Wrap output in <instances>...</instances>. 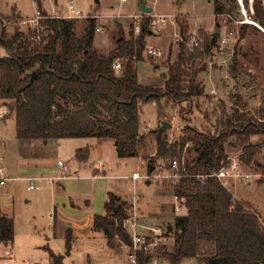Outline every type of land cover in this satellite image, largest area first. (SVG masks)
<instances>
[{
	"label": "trees",
	"instance_id": "obj_1",
	"mask_svg": "<svg viewBox=\"0 0 264 264\" xmlns=\"http://www.w3.org/2000/svg\"><path fill=\"white\" fill-rule=\"evenodd\" d=\"M41 1L33 0L43 16L39 26L16 28L11 33L0 31V46L5 50V55L0 56V99L13 105L15 137L19 141L108 137L114 141L118 156H137L143 103L155 102L160 111L161 100L174 107L202 94L197 74L204 67L194 68V64L218 46V33L209 37L204 34L203 42L193 50H181L177 59L167 65L163 84L148 85L137 80L135 69L150 32L147 14L142 13L138 34H134L132 24L127 36L120 28L115 47L101 53L94 48L95 17H86L82 32L76 34L71 20L49 17ZM213 5L216 19L227 12L219 0H213ZM252 8L253 20L264 28V0H253ZM183 20L179 21V34L186 39L188 24ZM248 26L241 24L239 39ZM117 59L121 66L115 70L112 65ZM232 71L236 73L234 66ZM32 73L35 76L30 81ZM233 99L229 114L219 119L213 132L185 125L179 139L170 142L166 133L157 135L156 129L151 131L155 137L151 163L160 158H180L184 146H192L195 152L191 162L183 158L187 176L177 185L167 184L171 193L179 197L180 209L169 226L174 232L173 248L157 254L163 264H180L185 258H196L198 264H264V226L258 215L247 202L235 199L215 177H196L229 164L226 145L230 136L243 145L239 154L242 162L250 163L258 147L250 136L264 134V116L255 120L238 110L243 104L235 94ZM257 164L264 174V161ZM127 208L126 202L108 191L104 212L93 216V228L103 232L112 249L130 241L123 227ZM13 239L14 220L0 211V243L10 245ZM65 240L69 248V230ZM45 249L49 264H65L62 254L47 246ZM136 257L137 264L150 262V256L142 252Z\"/></svg>",
	"mask_w": 264,
	"mask_h": 264
},
{
	"label": "rangeland",
	"instance_id": "obj_2",
	"mask_svg": "<svg viewBox=\"0 0 264 264\" xmlns=\"http://www.w3.org/2000/svg\"><path fill=\"white\" fill-rule=\"evenodd\" d=\"M227 12L219 14L214 21L213 0H42V8L47 15L62 16L67 14V5H72L88 17H95L96 28L94 45L96 50L101 53L109 51L115 46V38L121 28L127 35L133 16L141 14L139 7L143 2L146 6L152 7L149 14L169 15L167 24L161 31L147 33L145 36V48L142 52V58L136 63V77L140 83L160 84L165 80L163 74L167 72V65L175 61L181 50H193L187 39L186 42L177 39L179 35V21L183 20L188 24V30L185 34L197 35L203 38L207 37L217 28L220 33L217 41L225 33L231 32L229 41L222 47H215L203 59L195 61L194 68L204 67V70L197 74L199 84L203 85V92L200 96H195L187 103L183 102L174 107L166 105L164 100L160 101L162 110H158L155 102L143 103L140 107V124L139 135L141 139L138 144V153L141 156H129L128 158L118 159L115 155L113 146L108 140L102 141V150H100V159L113 163V166L107 169L110 185H120L122 195L125 199L131 201L133 196L142 195V197L154 198L157 194L171 195L168 182L165 180L150 179L151 185L144 189L145 179H138L136 186L128 179L132 171L145 172L155 152V137L151 131L158 128L162 121L172 124L164 133L168 141H177L182 134L185 125L195 128L196 130L214 131V127L219 125V119L223 118L230 112L231 96L235 94L243 106H238V110L245 111L248 116L255 120H260L264 116V28H261L253 20V8L251 11L252 1L242 0L245 10L243 14L241 5L238 0H219ZM247 2V3H246ZM36 7L33 0H0V31L6 33L13 32L18 28L26 30L27 25L21 24L24 20L34 19ZM19 17L16 18V15ZM229 14L230 17L227 16ZM65 18L74 23L76 34H80L85 25V18ZM150 17V15H149ZM29 18V19H28ZM151 18V17H150ZM251 21V22H250ZM201 22V23H198ZM250 24L244 30V37L239 39V28L241 23ZM210 23V24H209ZM255 23V24H252ZM256 26V27H253ZM203 42V41H202ZM201 42V43H202ZM149 47L160 50L159 56H151L146 52ZM5 55V50L0 46V56ZM235 67L236 73L232 71ZM154 85V84H152ZM160 86V85H155ZM212 87V88H211ZM214 90L213 92H210ZM231 91V96L229 94ZM11 101L0 99V107ZM15 137V119L13 111H7L5 117L0 119V155L6 161L7 153L11 152L12 142ZM250 141L257 144V149L249 158L250 163L244 168L253 176L248 178L230 177V182L225 187L232 193L233 197L238 200L247 202L253 212L264 226V185L257 189L256 180L262 178L264 174L257 163L264 161V134H255L250 136ZM229 144L226 145L228 156H240L242 152V143L235 137H229ZM55 144L52 141L51 145ZM55 151V149H54ZM2 153V154H1ZM57 155L63 160L72 163L68 157V150L65 146L58 150ZM195 156L192 146H184L181 156L191 162ZM99 158L97 150L91 151L90 161L77 174L79 177L69 181L77 192L87 191L92 188L96 179L86 177L89 174L91 162L96 163ZM166 159V158H164ZM244 160L248 159L244 155ZM160 160V159H158ZM5 161L0 158V166H4ZM242 161H240L241 163ZM90 163V165H89ZM243 163H246L245 161ZM243 163L240 164L243 169ZM73 164V163H72ZM156 164L151 163L150 165ZM240 168V169H241ZM117 175V176H115ZM123 175V176H122ZM126 175V176H124ZM0 176L6 178L4 184L0 185V206L5 212L13 215L14 219V239L10 245L0 243V264H7L8 254L15 257L19 263L26 264H49L48 251L46 245L55 253L58 251L66 254L64 248V239L58 235L54 223L50 220V213L53 216L54 209L57 211V222L60 214H67L69 209L63 207L62 200H54L53 193L43 186L37 190H26L27 181L25 179L11 178L9 172L0 173ZM260 183V182H259ZM146 191V192H145ZM74 199V198H73ZM256 200L257 202L253 201ZM128 207V206H127ZM128 212V211H127ZM132 211L127 214L131 216ZM175 210L168 207L162 218H157L148 226H164L169 230L173 225ZM57 226V225H56ZM143 232V228H139ZM171 242V241H170ZM126 244L121 243L120 246ZM100 249V243L97 244ZM173 248V245H172ZM81 250V249H80ZM128 248V252H129ZM128 253L125 248L113 250L110 255H104L101 252L90 256L91 264H129ZM65 264H86L87 259L81 252L73 253L72 256H64ZM196 258H185L181 264H198ZM159 263L163 264L162 259Z\"/></svg>",
	"mask_w": 264,
	"mask_h": 264
},
{
	"label": "crops",
	"instance_id": "obj_3",
	"mask_svg": "<svg viewBox=\"0 0 264 264\" xmlns=\"http://www.w3.org/2000/svg\"><path fill=\"white\" fill-rule=\"evenodd\" d=\"M18 17L19 14L16 15V18ZM213 18L214 21H216V18ZM244 23L245 22L241 24ZM216 32L218 34L220 33L219 28H217L214 33ZM149 33L151 34V32ZM114 47L115 46H112L110 48L112 49ZM107 52L108 51H106L105 53ZM163 82L160 84L150 83L148 85H162ZM211 88L210 92H213L214 90H211ZM230 100L231 102H233V97ZM103 140H108L109 144L113 146L115 155L118 159L129 157L117 155L115 150V143L111 138L96 136L61 138L58 140L34 139L28 141H19L18 139H16V137H14L11 152L6 154V161L2 156L3 154L1 153L2 155H0V158L6 163L4 164V166H2L3 172L4 170L5 172H9L12 175L11 178H18L21 180L25 179L27 181L26 190L28 191L40 189L41 186L49 189L51 193H53L52 198H54V200H62L63 207L67 206V208L69 209L66 215L60 214L61 216L59 222H57L58 215L56 208L54 209L53 216L51 213L49 215L50 220L53 221L56 230H58V235L64 239V248L66 249V254L64 255L59 251L57 252L58 254L63 255V259L64 256L70 257L73 253L81 252L87 259L86 264H91L89 260L92 254H98L99 252H101L104 255H110L113 250L122 248H125L126 252L128 253V244L125 246H119L116 249H112L108 245L107 239L103 232L95 230L92 226L94 214H101L104 212L103 203L106 199V194L108 191L116 194L121 198V200L126 202L128 206L127 211L129 212L134 210L137 214L139 222L143 224H151L156 220H160L157 218H162L168 207L174 209L175 201L172 196L173 194L160 195L156 192V196L154 198H144L142 197V195L136 196L135 194L131 201H129L123 197L119 184L110 185L109 179L114 175H108L107 169L113 166V163L107 161V159L105 161L100 159V150H102ZM52 141H54L55 144L51 145ZM63 146H65V149L68 150V157L72 159L73 164L69 163L68 160L66 161L61 159V157L57 155V148L58 150H60ZM94 149L98 151L99 158L96 163L91 162V167L90 169L88 168L89 174L86 177L96 179V181L90 190L77 192L72 186H70L69 181L79 177L77 174H79L81 172V169L84 168L87 165V162L90 161L91 151ZM77 151H80L81 153L79 155H76ZM135 157H139L142 162L144 160L142 158V155L140 154ZM232 157L228 156V158ZM237 158L239 164H242L243 162L240 163V158ZM58 160H62L64 162L66 166L65 170L57 165ZM248 164L249 163H243V169L240 166L241 169L239 172L247 175V177L241 178H248L250 176H253L244 168ZM96 167H99L102 172H100V170H98ZM132 172L127 177L132 182L133 187H135L138 179L135 181L131 179L130 176ZM151 181L153 180L145 179L146 185L144 186V189L151 185ZM254 181L256 182L257 189H261L263 187L264 182L261 183L262 178L258 180H256L255 178ZM229 182L230 180L227 181V184ZM30 184H34L38 186V188L30 190L27 189ZM253 201L257 202L256 200ZM0 211L3 215L13 218V215L5 212L4 208L1 206ZM67 230H69L71 234L69 248L66 247L65 240ZM98 243H100V249L99 247H97Z\"/></svg>",
	"mask_w": 264,
	"mask_h": 264
},
{
	"label": "built area",
	"instance_id": "obj_4",
	"mask_svg": "<svg viewBox=\"0 0 264 264\" xmlns=\"http://www.w3.org/2000/svg\"><path fill=\"white\" fill-rule=\"evenodd\" d=\"M240 5H241V11L244 14V9L242 5V0H238ZM252 0H249L251 2ZM251 11H252V6H251ZM149 21L147 23V27L151 33L154 31H161L162 28L167 24V18H169V15H162V14H149ZM148 15V16H149ZM49 17H63V18H83L86 17L84 16L80 10L76 9L72 3H69L67 5V14L62 15V16H57V15H48ZM228 17L229 14H227ZM43 16L40 14V12L36 9L34 19L30 20H24L21 22V24H26L30 23L27 25V27L34 28L39 26V20ZM132 21V26H133V32L134 34H138L142 21H143V15L138 14L134 15ZM96 30L98 31L99 28L97 27ZM229 35L231 34L228 33ZM229 35H226L225 33L220 37V39L217 41V48H222L228 41H229ZM188 42L190 43L191 46L196 47L199 46L200 43L203 41V38L197 36V35H192L188 34L187 35ZM177 39L179 41H184V38L179 34ZM146 52L151 55V56H159L161 54L160 50L154 47H149L146 49ZM113 68L115 70L120 69V60L117 59L113 62ZM8 106L6 104H3L0 107V119L5 116V114L8 111ZM187 145V144H186ZM238 155L229 159V164L221 166L217 170H212L209 174H196V177L203 180L207 176H212L215 177L217 180H219L224 186L227 183L228 179L233 176H240V177H247L246 174H242L240 171V164L238 161ZM57 165L62 168L66 169V166L62 160L57 161ZM153 169L150 170H145V172L140 173L139 171H134L131 174V179L132 180H137V179H157V180H165L168 183H171L172 185H177L181 178L184 176H187L186 169L184 167V159H178V158H160V160L156 161V164L152 165ZM97 168V167H96ZM98 170L101 171V169L98 167ZM0 173L3 174V167L0 166ZM6 178L3 176H0V184H4ZM38 186L34 184H30L27 189H36ZM173 199L175 201V206L174 210L175 212H178L180 209V203H179V197L175 194L172 195ZM123 227L127 231L130 241L128 243V248L130 249L128 252V263L129 264H137V257L136 254L138 252H142L144 254H147L150 256V262L149 264H160L159 263V258H158V252L159 251H170L172 249V245L174 242V232L172 230H169L167 227L164 226H148V225H142L138 223V217L135 211L133 210L131 213V216H128L124 219L123 221ZM143 228V232H139L140 229ZM171 241V242H170ZM7 264H26L24 263H19L15 260V258L11 255L8 254ZM32 264H37V263H32ZM166 264V263H165Z\"/></svg>",
	"mask_w": 264,
	"mask_h": 264
},
{
	"label": "water",
	"instance_id": "obj_5",
	"mask_svg": "<svg viewBox=\"0 0 264 264\" xmlns=\"http://www.w3.org/2000/svg\"><path fill=\"white\" fill-rule=\"evenodd\" d=\"M139 10L140 12L142 13H150L152 11V7L150 6H146L143 2L141 3L140 7H139ZM253 24V23H252ZM218 32V30H217ZM216 32V33H217ZM35 76V73H32L31 77H30V81H32V79L34 78ZM229 94L231 96V91H229ZM232 98V96H231ZM9 108V111H12L13 110V105L11 103H7L6 104ZM5 117V116H4ZM172 126V124L170 122H167V121H162L161 122V125L156 128V132H157V135H160L162 133H164L166 131L167 128H170ZM153 169V166L151 165L149 167V170L151 171Z\"/></svg>",
	"mask_w": 264,
	"mask_h": 264
},
{
	"label": "bare ground",
	"instance_id": "obj_6",
	"mask_svg": "<svg viewBox=\"0 0 264 264\" xmlns=\"http://www.w3.org/2000/svg\"><path fill=\"white\" fill-rule=\"evenodd\" d=\"M244 9V8H243ZM244 12H245V10H244ZM251 22V21H250Z\"/></svg>",
	"mask_w": 264,
	"mask_h": 264
}]
</instances>
